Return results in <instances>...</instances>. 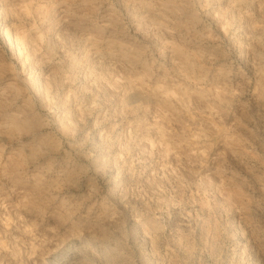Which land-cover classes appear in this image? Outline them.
<instances>
[{
  "label": "rangeland",
  "instance_id": "1",
  "mask_svg": "<svg viewBox=\"0 0 264 264\" xmlns=\"http://www.w3.org/2000/svg\"><path fill=\"white\" fill-rule=\"evenodd\" d=\"M0 264H264V0H0Z\"/></svg>",
  "mask_w": 264,
  "mask_h": 264
},
{
  "label": "bare ground",
  "instance_id": "2",
  "mask_svg": "<svg viewBox=\"0 0 264 264\" xmlns=\"http://www.w3.org/2000/svg\"><path fill=\"white\" fill-rule=\"evenodd\" d=\"M0 32H1V29H0Z\"/></svg>",
  "mask_w": 264,
  "mask_h": 264
}]
</instances>
